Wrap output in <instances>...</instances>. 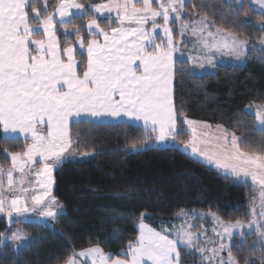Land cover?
I'll return each mask as SVG.
<instances>
[{"label":"trees","instance_id":"trees-1","mask_svg":"<svg viewBox=\"0 0 264 264\" xmlns=\"http://www.w3.org/2000/svg\"><path fill=\"white\" fill-rule=\"evenodd\" d=\"M94 1L81 3L86 6ZM32 6L41 11V0H35L28 11ZM92 17L86 9L68 28L79 27L80 35L86 37V21ZM198 17L215 29L246 40L248 50L243 64L216 65L213 72L202 75L192 74L188 61H175L173 104L181 129L176 140L187 141L189 134L183 129L182 118H188L223 126L240 138L242 151L263 155L264 131L255 127V117L244 108L264 105V51H258L255 44L263 40L264 47V13L248 0L240 4L187 0L183 19ZM108 20L111 27L116 26L113 19L99 22ZM57 33L62 45L75 37ZM80 56L83 65L84 55ZM69 134L73 149L93 155L86 160H67L54 170L52 196L63 212L52 224L11 219L8 224L0 215V235L10 225H19L30 238L17 249L9 243L0 244V264H64L77 251L91 246L121 257L128 243L137 239L142 221L163 234L178 224L177 216L183 210L212 212L225 222H248L251 207L260 197V188L197 162L178 147L147 146L152 134L138 125L74 121ZM29 143L25 138L4 137L0 127V168L11 164L8 152H21ZM262 246L255 232H244L232 236L227 251H232L238 264H264ZM178 251L179 264H200L195 251L180 246Z\"/></svg>","mask_w":264,"mask_h":264},{"label":"snow or ice","instance_id":"snow-or-ice-1","mask_svg":"<svg viewBox=\"0 0 264 264\" xmlns=\"http://www.w3.org/2000/svg\"><path fill=\"white\" fill-rule=\"evenodd\" d=\"M154 0H110L107 4L92 5L94 13L101 16L105 12H116L119 24L126 21L138 27H111V31L101 26L93 16L87 22L89 35L102 36L104 43L91 39L87 41V64L83 75L78 74L76 49L69 46L61 48L56 37V25L59 23L67 33L68 25L72 23L70 17H77L85 9L83 3L77 0H60L54 14L45 12L41 18V11L31 7L35 0H0V126L6 135L20 133L25 140L31 139L23 153L8 152L12 166L7 171L8 188L14 185L13 172L24 175L25 167L31 170L36 163L42 164L37 176L45 177L41 187L45 188V196L49 194L52 184L54 168L66 162L65 153L72 146L69 134V118H78L76 122L95 124L108 122L101 118L119 119L128 117L129 121H143L145 130L151 128L157 142H175L180 128L177 112L173 104L172 82L175 74L173 53L177 51L179 42L174 40L173 30L169 27L172 14L177 22L183 19L185 0H159L158 6L153 7ZM264 9V0H254ZM142 4V6H137ZM75 9V13L71 10ZM59 16V21L55 19ZM162 17L163 24L157 23ZM152 22V30L148 31L144 25ZM210 25L204 21L200 23L181 25V35L191 28L193 35L201 34ZM161 28L166 37L165 43H156L153 33ZM221 30H217L219 33ZM81 49L85 48V40L80 35L81 29L74 28ZM208 36H213L209 31ZM129 37L133 39L130 41ZM204 48L211 51L226 52L239 58L244 54L246 42L236 36L225 38L209 44L203 41ZM151 49V50H149ZM66 58V59H65ZM192 59V58H190ZM211 63V58H208ZM202 66V65H201ZM82 114L93 119L83 120ZM260 130L264 131V106H258L255 112ZM184 124L193 135V140L185 144V150L191 148L193 156L202 158L197 162L214 164L218 169L237 180L251 178L252 183L261 186V207L264 208V155L248 154L239 147L238 137L231 134L229 141L226 130L221 136L212 137L215 141V151L202 150L196 144V123L185 119ZM205 127H211L206 125ZM219 128V126H217ZM46 128V131H45ZM205 132L204 136L208 137ZM15 139V137H12ZM210 144V140L203 141ZM229 143L231 147L229 148ZM7 152V149L5 150ZM39 159H36V158ZM51 162V163H49ZM5 173L0 169V176ZM23 183V179L19 181ZM27 191V189H22ZM43 196H33V205H41ZM54 203V198H53ZM35 210V207L32 211ZM30 209L21 197L10 200L0 195V213H6L9 218L16 214L20 217ZM42 217H55L57 212L51 207L41 211ZM255 216V211H253ZM215 218V214H213ZM23 222V221H21ZM264 239V212L260 219H253L247 225ZM223 234L231 237L233 230L243 225L240 221L224 224L221 222ZM219 234V233H218ZM23 234L12 233L10 239L20 241ZM197 243L190 230L181 228L175 239L168 235L140 224V235L137 240L129 242L127 252L122 253L125 258L106 256L99 247H92L81 251L80 257L91 259V264H178V245L205 255L209 261L225 245L219 248L196 249ZM20 245L19 247H22ZM262 261H264V246H262ZM67 264H76L74 258H69ZM220 264H224L221 260ZM227 264H238L229 249Z\"/></svg>","mask_w":264,"mask_h":264},{"label":"rangeland","instance_id":"rangeland-1","mask_svg":"<svg viewBox=\"0 0 264 264\" xmlns=\"http://www.w3.org/2000/svg\"><path fill=\"white\" fill-rule=\"evenodd\" d=\"M81 1L82 0H77L78 3H81ZM186 1L187 0H185V2ZM228 1H234L238 4H240L242 2V0H228ZM248 1L254 6V8L256 10L264 13V9H262L258 4H256L254 2V0H248ZM109 2H110V0H95L94 2L87 4L86 5L87 7L85 6V9L82 10V12L83 13L86 12V9H87L90 13H92L93 16H95L98 19V21H104L105 19H111L112 17L110 15L114 14L113 16L115 17V20H113V21L116 24L121 25L117 21L115 11H113L111 13L105 12L104 15L101 16L99 13H94L91 9L92 5L107 4ZM158 2H159V0H154V3L156 4L155 7L158 6ZM164 2L166 3L167 0H164ZM59 3H60V0H54V1L53 0H43V2L41 0V11H42V13L44 14L45 5H46V12L48 14H54L55 9L59 5ZM141 6H142V4H141ZM182 16H183V13H182ZM74 17H76V15H73V17H71V20L74 19ZM55 19L59 21V16H56ZM88 20L86 21V25H85L86 30L88 29L87 28ZM201 21H204L210 25V27L208 29H205L203 34H201L199 31H197L196 34L193 35L192 29L189 28L184 32L183 35H181V25L182 24H184V23H187L190 25L194 24V23L198 24ZM157 23L161 24V25L163 24L162 17L157 18ZM110 24H111V20H108L107 22H102L101 26L102 27L105 26V29H107V28H109L108 26ZM122 26H137V25L129 24L126 21ZM144 27L146 30L151 31L152 30V22L149 21L147 24L144 25ZM169 27L173 30L174 40L179 42L177 51L173 53L174 62L177 60L188 61L192 74L202 75L205 73H211L214 71V68L216 65H231V64L241 65L246 60L248 43L244 39L238 38L239 40L246 42L244 45V49H243L244 54L241 55L239 58H237L235 55H230V54H227L226 52H223V51L217 52L215 49H211V51H209L208 49L204 48V43H203L204 40H207V42L209 44H212V43H215L217 41H223L225 38H230L231 36H234V35L226 33L222 30L218 33L217 32L218 29L213 28L211 26V24L203 17H198V18H194V19L186 18V19H182L181 21L177 22L175 20V15L172 14ZM209 31H211L213 33V36L210 37L207 35V33ZM153 35L155 36V42L156 43H162L163 42L166 44V37L164 36V33H163L161 28H157L156 31L153 33ZM255 44H256L257 50L263 53V51H264L263 40L258 41ZM149 50H151V49H149ZM209 57L211 58V63H209V60H208ZM190 58H192V59H190ZM258 106H264V105L250 104V105L246 106L244 109L246 110V112L252 114L255 117V112H256ZM183 121H184V119L182 118V122ZM255 121H256V117H255ZM187 128H188V125L183 123V129L189 134V132L187 131ZM195 128L197 129V135L195 137V141H196L197 146L199 148H201L202 150L214 151L212 149H213V146L215 145V141L212 140L211 138L213 136L218 135V130H216L218 128H215V129L209 128V127L206 128V129H208V131H211V132H207L209 134L208 137H205L204 132H202L203 126L199 125V126H195ZM198 130H200V131H198ZM190 134H191V137L189 135V137L187 138V141L185 142L186 144L193 140V135H192L191 131H190ZM151 137H152L151 142L147 144V146H149V147L150 146H156V147H165V146L177 147L178 146L184 150V147H185V144H183L184 142H178L177 140H175L174 143L171 141H169V142H157L155 140L154 134H152ZM22 138H24V136H22ZM228 139H229V141H231V136H229ZM28 140L30 141V143L32 142L30 137ZM205 140H210L211 143L210 144L203 143V141H205ZM239 142H240V138H239ZM229 147H231L230 143H229ZM142 148L143 147L133 148L132 150L136 151V150H140ZM25 150H26V148H25ZM25 150L18 152V153H23ZM187 151L191 153V148L189 147L187 149ZM64 155H65V158L67 161V160H86V159L91 158L93 154L91 152H87V151H82V152L78 153L71 146ZM191 157L196 159V160L202 159V158L193 156V154ZM36 159H39V158L37 157ZM10 161H11V158H10ZM49 163H51V162H49ZM203 163L211 166L212 168L216 169L219 172H222V174L233 178L231 175L226 174L223 169H218L214 164H208L206 162H203ZM11 166H12V162L8 167L0 168L5 173L3 176H0V195L8 198L9 200L13 197H16V196L21 197L22 201L26 202L27 207L30 209V211L28 213L22 214L20 217H17L16 214H13V216L10 219L14 222L19 221V220L20 221L21 220L22 221L23 220H30V221L32 220L33 221L34 220V221H39V222H48V223L52 224L55 217H42L40 215V213H41V211H43L45 208H48V207H51L52 210L57 212L58 214L63 212V209L60 206V204L52 196L53 173H52V184H51L49 194L47 196H45L46 189L41 187V183H40L41 181L45 180V177L36 175V173L42 168V164L36 163L34 166H32L31 170H29L28 167H25L23 176L21 175L20 172L14 171L13 172L14 185L11 189H9L8 188V179H7L6 173L11 168ZM56 168H54V170ZM54 170H53V172H54ZM21 179H23L22 184L19 183V181ZM234 179L237 180L236 178H234ZM22 189H27V191H23ZM33 196H43L44 201L42 202L41 205H35L34 206L33 202H32ZM53 198H54V203H53ZM34 207H35V210L32 211V209ZM253 211H255V216L253 215ZM250 212H251V219L248 222H241L243 225H245V227L243 229H240V228L234 229L232 236H234L236 234H241L244 232L245 233L255 232L257 241H259L262 245H264V239H261L259 237V234L255 228V225H253L252 228L247 227L249 222L252 221L253 219L259 220L260 219V213L264 212V208L261 207V198L260 197L258 198V202L251 207ZM0 215H4L5 218L8 217L6 213H0ZM177 221H178V224L174 223L175 225L173 224L171 228H168V230H166V233L168 232L170 239H175L177 231L180 230L181 228H184L186 230H190L192 232L194 238H196V240H197V243L195 244L196 249L219 248L221 243H223L225 245V248L223 251L218 252L212 258V260L209 261L208 259L205 258V255L212 256L211 252H207L206 254H202L196 250L189 249L188 247H186L184 245H178V246L185 248L186 250L195 251L200 257V260H199L200 264H220L221 260L224 261V264H227V261H228L227 246H228V243L230 242V239L232 238V236L229 237V236L223 234V228L221 227V222H223L224 224L233 223V222L222 221L216 215L214 218L212 212H202L199 210H183L180 213V215L177 216ZM141 223L145 224V222H143V221ZM141 223H139V225H138L139 228H140ZM145 225L148 226L147 224H145ZM148 228H151V227L148 226ZM151 229H153V228H151ZM14 232L22 233L24 238L20 241L10 239L12 233H14ZM166 233H164V234H166ZM29 240H30V238L26 234L23 233V231L19 225H12V226L10 225L9 230L0 235V244L1 245L9 243L10 246L12 248H15V249L20 248L19 247L20 245H23V246L27 245ZM126 252H127V249L124 251V253H126Z\"/></svg>","mask_w":264,"mask_h":264},{"label":"crops","instance_id":"crops-1","mask_svg":"<svg viewBox=\"0 0 264 264\" xmlns=\"http://www.w3.org/2000/svg\"><path fill=\"white\" fill-rule=\"evenodd\" d=\"M90 3V2H89ZM88 3V4H89ZM155 3L153 2V7H155ZM137 6H141V4H138ZM73 13H75V9H72L71 10ZM29 14H30V16H32V15H34L33 13H31V10L29 11ZM82 14H84L83 12H82ZM81 14V15H82ZM114 14H111L110 16L112 17L111 19H113V20H115V17L113 16ZM73 17V16H72ZM41 18H42V16H41ZM70 19H71V17H70ZM58 21V20H57ZM113 27H124V28H132V27H137V26H122V25H118V24H116V26H113ZM107 31H109V35H111V31H110V29L109 28H107L106 29ZM57 31H59L60 33H63V34H65V35H71V34H73V35H75V32H74V29H69L68 28V30H67V33L65 32V29L63 28V27H61L60 25H59V23H57V25H56V37H57V40L60 42V40L58 39V33H57ZM87 31V36L86 37H83L84 38V40H85V48L84 49H81L80 48V45L78 44V43H73L74 41H76L77 40V36L75 35V37H74V39H73V41H70V42H66L65 44H63L62 45V43H60V45H61V48H63V47H66V46H69V44H71L75 49H76V52H75V59H76V61H77V65H78V68H77V71H78V74H80L81 76L83 75V71L86 69V64H87V51H86V47H87V41L88 40H91V39H96V40H98L99 41V43L100 44H103L104 43V39H103V37L102 36H93V35H89V30L87 29L86 30ZM133 38L132 37H129V40L131 41ZM80 54L81 55H84V64L83 65H81L80 63H82V61H81V59L80 58H82V56H80ZM66 59V58H65ZM173 83H174V78H173ZM173 83H172V90H173ZM77 119L78 118H76V117H70L69 118V125H70V123L71 122H74V121H77ZM79 119H83V120H90V119H93V118H91V117H87L86 115H84V114H82V118H79ZM102 120H106V121H108V123H117V122H127V123H130V124H134V125H138V126H141V127H143L144 129H145V127H144V122L143 121H134V120H132V121H129V118L128 117H122V118H119V119H112V118H101ZM184 120L185 119H188V118H183ZM188 120H192V119H188ZM192 121H194V122H196L194 125H193V127H195V126H199V125H201V126H203V129H202V132H211V131H208V129H206V128H208V127H205L206 125H210V124H208V123H206V122H202V121H197V120H192ZM256 123H255V127L257 128V129H259L260 130V125H259V123H258V121L256 120L255 121ZM211 127H209V128H213V129H215V128H218L217 126H219V128L218 129H216V130H218V135L217 136H221L222 134H223V132H224V130H226L227 131V133L229 134V136H231V134H233L232 132H230V131H228L226 128H224L223 126H220V125H210ZM1 127V132H2V135L4 136V137H6V135H5V133L3 132V128H2V126H0ZM45 131H46V129H45ZM147 131H150L151 132V128L149 127L148 128V130ZM187 131L189 132V135H190V137H191V134H190V130L187 128ZM198 131H200V130H198ZM20 137V138H22V136H21V134L20 133H10V134H8L7 135V137L8 138H12V137ZM228 136V137H229ZM213 137H216V136H213ZM237 137V136H236ZM191 139V138H190ZM238 140H239V137H238ZM189 143V142H188ZM183 144H186V143H183ZM181 145V144H180ZM231 146V145H230ZM178 147V146H177ZM178 148H180V147H178ZM230 148V147H229ZM181 150H183L182 148H180ZM212 150H214L215 151V145L213 146V149ZM186 154H188L189 156H192V154L190 153V152H188L187 150H185V147H184V150H183ZM264 155V154H263ZM219 172V171H218ZM220 173H222V172H220ZM234 178V177H233ZM240 181H246V182H249V183H251V184H253L252 183V181H251V178L249 177V178H247L246 180L244 179V178H241V179H239ZM254 185V184H253ZM255 186L256 187H258V188H260L261 189V186L260 185H258V184H255ZM148 227V226H147ZM138 236H137V238L139 237V235H140V228H139V226H138ZM137 240V239H136ZM135 240V241H136ZM92 247H99V246H91V247H87V248H84V249H81V250H79V251H77L71 258H74L75 260H76V264H91V259L90 258H87V257H80L78 254L81 252V251H85V250H87V249H89V248H92ZM100 248V247H99ZM101 249V248H100ZM102 250V249H101ZM102 252L106 255V256H108V255H110L112 258H117V257H113L111 254H109V253H106V252H104L103 250H102ZM122 253H124V251H122ZM122 255V254H121ZM119 258H125L123 255L121 256V257H119ZM64 264H67V262L66 263H64ZM178 264H179V260H178Z\"/></svg>","mask_w":264,"mask_h":264},{"label":"water","instance_id":"water-1","mask_svg":"<svg viewBox=\"0 0 264 264\" xmlns=\"http://www.w3.org/2000/svg\"><path fill=\"white\" fill-rule=\"evenodd\" d=\"M6 221L8 222V224H11L10 218L6 217Z\"/></svg>","mask_w":264,"mask_h":264}]
</instances>
